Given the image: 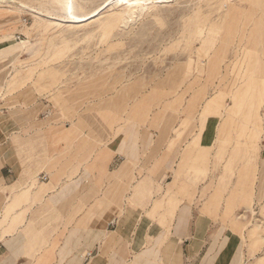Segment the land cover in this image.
Segmentation results:
<instances>
[{
    "label": "rangeland",
    "instance_id": "374dc122",
    "mask_svg": "<svg viewBox=\"0 0 264 264\" xmlns=\"http://www.w3.org/2000/svg\"><path fill=\"white\" fill-rule=\"evenodd\" d=\"M12 109L96 146L162 138L139 170L165 171L139 177L151 215L192 204L207 223L194 264H264V0H0V111ZM39 138L21 151L41 152ZM144 229H159L154 252L170 232Z\"/></svg>",
    "mask_w": 264,
    "mask_h": 264
},
{
    "label": "crops",
    "instance_id": "0c3cea01",
    "mask_svg": "<svg viewBox=\"0 0 264 264\" xmlns=\"http://www.w3.org/2000/svg\"><path fill=\"white\" fill-rule=\"evenodd\" d=\"M26 129L30 136L18 139ZM37 136L41 152L38 146L21 151V141ZM161 139L128 142L121 134L96 146L72 125L45 118L31 125L16 109L0 111V264L201 262L205 235L194 227L207 223L193 217L192 204L181 201L170 217L162 210L153 217V201L145 206L139 199V177L165 174L163 168L139 174L145 161L159 156L154 151L167 147ZM42 174L49 179L41 180ZM152 226L170 227L155 252L148 243L159 240V229L157 234L144 229Z\"/></svg>",
    "mask_w": 264,
    "mask_h": 264
},
{
    "label": "bare ground",
    "instance_id": "6f19581e",
    "mask_svg": "<svg viewBox=\"0 0 264 264\" xmlns=\"http://www.w3.org/2000/svg\"><path fill=\"white\" fill-rule=\"evenodd\" d=\"M110 2V1H109ZM36 9V8H35ZM129 9H131V8H129ZM131 11V10H130ZM98 12V14L100 13V9L99 10H96L95 11V14H93L91 17H93V16H95V15H97L96 13ZM68 13H69V10H68ZM131 13V12H130ZM70 16H72V18H73V20H75V21H84V20H88L89 18L88 17H86V16H75V15H73V13L71 12V10H70ZM131 16V15H130ZM133 16V15H132ZM69 19H71V18H69ZM258 32V31H257ZM245 34V33H244ZM251 41H253V40H251ZM249 42V41H248ZM251 43V42H250ZM256 43H257V41H256ZM255 43V44H256ZM248 45V44H247ZM250 45V44H249Z\"/></svg>",
    "mask_w": 264,
    "mask_h": 264
},
{
    "label": "built area",
    "instance_id": "2783aa9c",
    "mask_svg": "<svg viewBox=\"0 0 264 264\" xmlns=\"http://www.w3.org/2000/svg\"><path fill=\"white\" fill-rule=\"evenodd\" d=\"M50 115V113L47 114V116ZM41 180H48L49 179V176L47 174H42L40 177H39Z\"/></svg>",
    "mask_w": 264,
    "mask_h": 264
}]
</instances>
